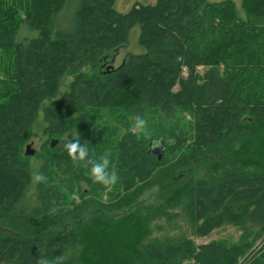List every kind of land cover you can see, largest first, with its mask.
<instances>
[{
    "label": "trees",
    "instance_id": "trees-1",
    "mask_svg": "<svg viewBox=\"0 0 264 264\" xmlns=\"http://www.w3.org/2000/svg\"><path fill=\"white\" fill-rule=\"evenodd\" d=\"M114 1L0 0V264H264V0H241L245 21L232 0H156L125 14ZM136 25L147 52L105 64ZM22 26L37 35L17 40ZM40 113L46 181L29 213L24 152ZM137 115L150 135L132 128ZM74 135L89 159L110 154L114 186L73 163L63 144ZM153 188L162 203L142 205ZM181 206L194 238L244 233L231 245L146 242L150 222Z\"/></svg>",
    "mask_w": 264,
    "mask_h": 264
},
{
    "label": "rangeland",
    "instance_id": "rangeland-1",
    "mask_svg": "<svg viewBox=\"0 0 264 264\" xmlns=\"http://www.w3.org/2000/svg\"><path fill=\"white\" fill-rule=\"evenodd\" d=\"M206 1L219 2L222 0H206ZM232 1L234 2V6L238 17L245 21L247 17L241 8V0H232ZM155 3L156 0H115L113 4V8L119 14H125L135 4L154 5ZM64 12H62L60 15H62ZM60 15L58 16L57 21ZM60 19L62 20V17ZM66 23H68V18L66 20ZM36 35H37L36 32L29 30L26 26H22L17 34V40L31 39ZM138 35H139V26L136 25L131 29L127 42L118 49H116V51H113L111 53H106L103 62H105V64L107 65L111 64L113 67H118L122 63V61L126 59L128 55H139L146 53L147 50L138 43ZM186 76L187 73L183 72V77ZM71 80L72 78L70 76H65L61 80V84L59 87V94H63L66 91H68ZM183 116L185 117L186 121H190V117L188 115L184 114ZM43 127H44V122L42 118V113H40L32 128L33 137L26 145V147L30 146V150L33 151L34 154L36 153L35 156L33 154L29 158V162L32 169V183L30 184L26 192L25 199L23 200L24 205L27 206L29 213L30 211L34 210L40 205V202L37 199V192H36L37 181L35 180V176L38 174L39 168L44 163L42 158L41 159L36 158L38 153H40L41 144L44 141V137L42 136L41 133ZM56 142L57 141H54V143H51L50 145L51 146L56 145L57 144ZM26 147H25V152H26ZM81 186L83 188H87L86 184L83 182H81ZM110 190L111 188L108 189L107 192H110ZM156 192L157 191L155 188L148 190L145 193H143L141 197H139L138 201L141 202V204L144 206L155 207L158 204L162 203L161 199L156 195ZM74 198H75V203L80 202L78 196H75ZM106 200H107V195L104 194L102 198L103 203H105ZM181 209L182 206L170 207L167 209V212L171 215V218H169L168 216L160 215L157 216L154 220H152L149 225L150 234L145 238L146 242L148 240L161 238L163 236L172 239L173 238L177 239V237L179 236H186L187 238L193 239L194 242L198 245L208 244L210 242H225L227 245H231L237 243L241 235L244 233V230L241 228L224 226L220 229L214 230L213 232L210 233L209 236L205 238H199V237L194 238L191 232L189 231L192 229V227ZM246 229L250 230V234H251L250 238H252L254 234L260 232V228L257 226L254 227L247 226ZM261 239L262 238H259L255 242L253 248L259 249L262 247Z\"/></svg>",
    "mask_w": 264,
    "mask_h": 264
},
{
    "label": "clouds",
    "instance_id": "clouds-1",
    "mask_svg": "<svg viewBox=\"0 0 264 264\" xmlns=\"http://www.w3.org/2000/svg\"><path fill=\"white\" fill-rule=\"evenodd\" d=\"M132 128L138 134L150 135L147 121L139 115L133 117ZM153 147H159V141H153ZM63 148L67 151L73 163L85 162V166L90 165V176L94 182L100 183L105 187H111L117 183L119 177L115 166L112 165L110 154L105 153L98 160L89 159L88 148L80 143L78 135H74L71 140H67L63 144ZM35 180L37 182H45L46 177L43 174H38L35 176ZM37 264H50V261L42 257L37 261ZM56 264H59V260H57Z\"/></svg>",
    "mask_w": 264,
    "mask_h": 264
},
{
    "label": "water",
    "instance_id": "water-1",
    "mask_svg": "<svg viewBox=\"0 0 264 264\" xmlns=\"http://www.w3.org/2000/svg\"><path fill=\"white\" fill-rule=\"evenodd\" d=\"M153 150H154L155 153L158 154V159L160 160L161 159V154H159L160 149L155 147V148H153ZM25 154L28 155V156H32L34 154V152L30 150V146L26 147Z\"/></svg>",
    "mask_w": 264,
    "mask_h": 264
},
{
    "label": "crops",
    "instance_id": "crops-1",
    "mask_svg": "<svg viewBox=\"0 0 264 264\" xmlns=\"http://www.w3.org/2000/svg\"><path fill=\"white\" fill-rule=\"evenodd\" d=\"M220 2V1H219Z\"/></svg>",
    "mask_w": 264,
    "mask_h": 264
}]
</instances>
